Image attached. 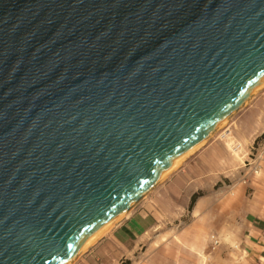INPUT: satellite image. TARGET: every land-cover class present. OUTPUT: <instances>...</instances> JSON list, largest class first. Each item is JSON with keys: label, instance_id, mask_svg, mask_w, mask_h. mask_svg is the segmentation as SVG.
I'll return each instance as SVG.
<instances>
[{"label": "water", "instance_id": "1", "mask_svg": "<svg viewBox=\"0 0 264 264\" xmlns=\"http://www.w3.org/2000/svg\"><path fill=\"white\" fill-rule=\"evenodd\" d=\"M264 81V0H0V264H63Z\"/></svg>", "mask_w": 264, "mask_h": 264}, {"label": "rangeland", "instance_id": "2", "mask_svg": "<svg viewBox=\"0 0 264 264\" xmlns=\"http://www.w3.org/2000/svg\"><path fill=\"white\" fill-rule=\"evenodd\" d=\"M229 126L237 140L247 138L242 162L232 159L219 134L208 138L135 203L133 210L143 216L148 233L138 231L122 246L107 231L74 264H229L227 249L241 235L246 210L264 200V86ZM193 194L195 202L202 196L196 215L189 209ZM161 237V244L154 245ZM91 250L93 257L82 262L80 257Z\"/></svg>", "mask_w": 264, "mask_h": 264}, {"label": "crops", "instance_id": "3", "mask_svg": "<svg viewBox=\"0 0 264 264\" xmlns=\"http://www.w3.org/2000/svg\"><path fill=\"white\" fill-rule=\"evenodd\" d=\"M195 204L196 202L190 210L194 209ZM145 223L140 212L132 210L128 218L119 220L111 228L109 237L125 246L137 233L144 232L147 228ZM242 224L241 235L235 241L233 240L232 247L229 246L227 249L226 262L229 264H264V200L252 202L244 214ZM93 252L95 251H88L80 257V260L83 262L87 258H92Z\"/></svg>", "mask_w": 264, "mask_h": 264}, {"label": "bare ground", "instance_id": "4", "mask_svg": "<svg viewBox=\"0 0 264 264\" xmlns=\"http://www.w3.org/2000/svg\"><path fill=\"white\" fill-rule=\"evenodd\" d=\"M264 86V81L258 85V87H256L255 91L260 88H262ZM254 91V92H255ZM254 95V93H252V95L250 97H248L246 99V101L238 108L236 109L233 113H231L229 116L226 117V119L220 123L218 126H216L204 139L203 141L198 144L191 152H189L186 156H184L178 163L177 167L188 157H190L196 150H199L207 141L208 138H212L214 137V135L219 134V137L222 139V144L225 145L227 147V149L231 150V157L233 160H237L239 162H242V157L243 152H245V143H247V138L242 137V139L237 140L235 138V136L231 133V129L230 126L225 128L226 126H228V124H230V120L231 118L234 117V114L237 113V111H239L240 108H242L244 106V104L249 100V98H251ZM225 128V129H224ZM177 167H175L174 169H172L169 173H171L172 171H174ZM169 173H167L160 181H158L157 183H161L163 180H165L167 178V176L169 175ZM156 183V184H157ZM155 184V185H156ZM155 185L153 187H155ZM152 187V188H153ZM152 188L150 190H152ZM149 190V191H150ZM149 191H147L146 193H144L141 197H143L145 194H147ZM140 197V198H141ZM202 198V196H199L196 200V204L195 207L192 211L193 215H196L199 211V208L201 206V201L200 199ZM139 200V199H138ZM137 200V201H138ZM136 201V202H137ZM134 202L123 214H121L116 220H114L110 225H108L95 239H93L85 248H83L81 251L71 255L63 264H74L77 259V257L89 246H91L97 239L100 238L101 235H104L107 231H110L111 227L113 228L115 226V224L121 220V219H126L130 216V213L132 212V210L134 209ZM156 227L159 228V226L157 225ZM153 229H155L153 227ZM145 232V233H144ZM143 232L142 235H145L146 233H148V231L146 232V230ZM141 235V236H142ZM178 238V237H177ZM161 238L153 241L154 245L158 246L159 244H161ZM96 243V242H95ZM75 261V262H74Z\"/></svg>", "mask_w": 264, "mask_h": 264}, {"label": "trees", "instance_id": "5", "mask_svg": "<svg viewBox=\"0 0 264 264\" xmlns=\"http://www.w3.org/2000/svg\"><path fill=\"white\" fill-rule=\"evenodd\" d=\"M197 195L193 194L190 198V204H189V209H191V207L193 206L194 202H195V198Z\"/></svg>", "mask_w": 264, "mask_h": 264}]
</instances>
